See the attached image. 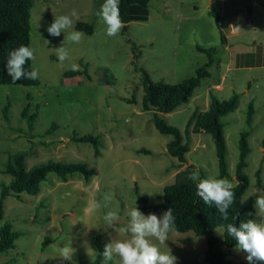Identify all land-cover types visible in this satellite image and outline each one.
<instances>
[{
	"label": "rangeland",
	"instance_id": "374dc122",
	"mask_svg": "<svg viewBox=\"0 0 264 264\" xmlns=\"http://www.w3.org/2000/svg\"><path fill=\"white\" fill-rule=\"evenodd\" d=\"M103 3L33 0L32 70L38 71L40 85H0V197L3 184L12 180L3 173L5 164L21 152L29 153V169L61 160L85 162L96 168L97 174L87 181L77 173L63 182L51 173L38 196L24 194L21 201L7 197L1 226L11 224L21 236L14 249L0 254V264H96L99 235L105 245L112 239L131 238L122 230L128 225L131 208L162 216L164 210L153 212L145 207L158 205L166 186L187 181L197 171L201 179H221L212 136L194 134L193 126L187 131L192 113L209 108L211 94L221 100L240 94L237 110L222 118L229 172L225 178L237 186L239 140L241 133L249 130L251 152L244 170L249 188L244 198L257 199L264 194L258 184L260 172L264 186V64H260L264 63V0H151L148 21L132 22L127 32L122 28L114 37L106 34L107 25L97 15ZM213 8L218 23L210 16ZM72 9L78 17H73L71 30L83 23L92 25L94 33L82 32L79 43H67L69 59L61 63L55 49L64 46L67 33L54 37L47 29L55 16L69 14ZM247 16L248 23L235 30L234 25ZM198 47L217 50L213 64L207 67L209 77L189 103L174 113L160 114L190 143L188 162L182 165L168 153L173 137L159 133L155 112L144 108V71L154 82L182 83L195 77L197 69L209 61ZM72 64L78 69L72 70ZM71 71L81 74L66 77ZM251 102L255 114L250 129L247 112ZM25 114L38 115L32 131ZM53 125L57 129L47 134ZM74 132L97 138L101 155L95 156L91 144L74 142ZM106 195L110 199L106 200ZM142 197L147 198L146 203ZM109 211L120 217L111 226L104 219ZM261 219L264 217L255 209L253 220ZM216 235L222 239L223 229L218 228ZM151 242L161 252L174 255L176 264H208L206 237L174 231L163 245L154 238ZM70 243L75 250L72 261H62L60 249ZM228 252V259L235 264H249L247 254L237 247ZM107 264H120L119 258Z\"/></svg>",
	"mask_w": 264,
	"mask_h": 264
},
{
	"label": "trees",
	"instance_id": "16d2710c",
	"mask_svg": "<svg viewBox=\"0 0 264 264\" xmlns=\"http://www.w3.org/2000/svg\"><path fill=\"white\" fill-rule=\"evenodd\" d=\"M151 0H120V16L123 21V32H127L132 22H146L149 19V5ZM33 8V0H0V85L4 86H25L37 87L40 85L39 79H22L12 82L7 72V58L10 51L20 47L21 45L31 47V10ZM216 22L219 16L213 8L210 12ZM76 30L85 32L89 35L94 33L92 25L79 23ZM222 41H224L222 37ZM198 51L208 55V63L197 69L195 77L184 80L179 84H170L163 81L154 82L150 75L144 71V108L147 111H154V124L156 129L162 135L172 136L173 139L168 143V153L176 158L182 165L187 164V155L190 152V143L185 142L181 131L171 125H168L160 114H171L178 110L182 105L189 103L201 87L205 78L209 77L207 67L213 64V55L216 49L197 48ZM261 58V57H260ZM260 64H264L261 63ZM254 66V64H250ZM27 70H32V60L26 64ZM81 71L66 72V77H76ZM240 102V94L234 93L229 99L221 100L216 95H210L209 108L204 112H193L188 123L187 131L189 132L193 126V133H206L212 136L218 159L220 177L229 176L227 162V142L224 133V123L222 118L237 110ZM255 114L254 102H251L247 112V125L251 129L253 116ZM28 128L33 130L38 115L28 117ZM57 129L53 125L47 134L53 133ZM250 131L241 133L239 140V162L236 169L237 186L233 188L235 192V202L229 208V219L223 220L214 205L209 206L196 194V182L191 180L168 185L164 188V194L161 202L156 206H146L148 211H157L162 209L167 211L172 209L175 217L176 232L189 233L192 232L198 237H206L207 250L205 261L208 264H235L228 259L229 250L237 247V241L228 235L226 225L235 223L239 227L241 222L253 219L255 213V198L245 199V193L249 188V180L244 170L247 167V158L251 152L249 143ZM72 140L76 143L91 144L95 150V156L101 155L99 149V141L92 136L81 137L74 132ZM150 154L148 151H144ZM28 152H21L12 156L5 164L3 173L11 177L10 183L3 184L2 195L0 197V254L16 247V241L20 238L21 233L13 230L11 224L1 222L5 216V199L14 197L18 201L22 200V195L27 194L36 197L41 193L42 184L47 181L48 175L56 174L63 182H67L68 178L74 174H81L88 181L97 174L96 168L90 167L85 162H66L61 160H50L46 163L34 166L29 169L26 159ZM259 188L264 190L259 172ZM144 203L147 198L142 197ZM251 214V215H249ZM236 217L237 219H233ZM218 228L223 229V238L220 239L216 235ZM105 243L101 235L96 238V247L98 256L96 264L104 262L101 253L103 252ZM35 264H47L38 262Z\"/></svg>",
	"mask_w": 264,
	"mask_h": 264
},
{
	"label": "clouds",
	"instance_id": "9594fccd",
	"mask_svg": "<svg viewBox=\"0 0 264 264\" xmlns=\"http://www.w3.org/2000/svg\"><path fill=\"white\" fill-rule=\"evenodd\" d=\"M120 0H104L98 17L107 25L106 34L109 37L117 36L123 28V21L120 16ZM73 17H78L75 9L69 14L55 16L54 22L47 31L51 36L59 37L61 33H67L61 46L56 50L58 60L63 63L69 59V53L65 47L67 43H79L83 33L73 29ZM71 30V31H69ZM35 59V52L29 46L21 45L10 51L7 58V72L12 82L22 79H38L37 70H27L26 64L29 60ZM72 70H77L78 65H70ZM196 182V194L203 202L209 206L214 205L223 220L229 219V208L235 202V192L233 183L227 178H207L201 179L199 172H193L188 177ZM105 199L110 197L107 195ZM254 207L257 215L264 217V194H260L255 200ZM251 215V214H249ZM129 217L128 225L122 229L131 234L128 240H111L104 246L101 253L105 264L118 257L120 264H176L177 258L171 253L161 252L159 247L152 243V238L163 245L168 241L169 234L176 230L175 217L172 209L169 208L162 216L155 213L145 215L137 206L127 212ZM109 226L117 222L120 217L117 212L109 211L104 217ZM233 219H237L234 217ZM226 230L229 236L237 241V249L247 254L246 259L249 264H264V219H248L241 222L239 227L235 223H228ZM88 247V242H84ZM74 249L65 245L60 249L61 260L72 261Z\"/></svg>",
	"mask_w": 264,
	"mask_h": 264
},
{
	"label": "water",
	"instance_id": "95a60500",
	"mask_svg": "<svg viewBox=\"0 0 264 264\" xmlns=\"http://www.w3.org/2000/svg\"><path fill=\"white\" fill-rule=\"evenodd\" d=\"M248 21H249V16H247V18L243 22H241L239 25H234V29L240 30L243 26H245L248 23Z\"/></svg>",
	"mask_w": 264,
	"mask_h": 264
}]
</instances>
